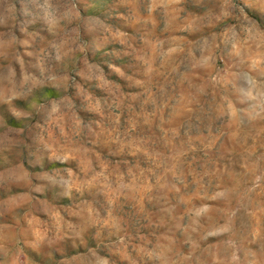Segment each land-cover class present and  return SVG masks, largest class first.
I'll return each instance as SVG.
<instances>
[{"label":"rangeland","instance_id":"rangeland-1","mask_svg":"<svg viewBox=\"0 0 264 264\" xmlns=\"http://www.w3.org/2000/svg\"><path fill=\"white\" fill-rule=\"evenodd\" d=\"M0 264H264V0H0Z\"/></svg>","mask_w":264,"mask_h":264}]
</instances>
